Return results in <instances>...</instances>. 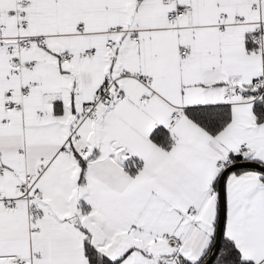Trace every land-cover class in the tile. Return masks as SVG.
<instances>
[{
	"label": "snow or ice",
	"instance_id": "obj_1",
	"mask_svg": "<svg viewBox=\"0 0 264 264\" xmlns=\"http://www.w3.org/2000/svg\"><path fill=\"white\" fill-rule=\"evenodd\" d=\"M0 264H264V0H0Z\"/></svg>",
	"mask_w": 264,
	"mask_h": 264
}]
</instances>
